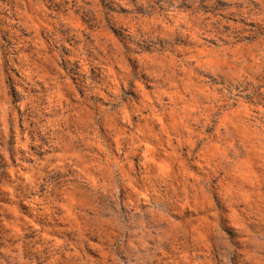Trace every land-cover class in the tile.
Listing matches in <instances>:
<instances>
[{
    "label": "rangeland",
    "instance_id": "rangeland-1",
    "mask_svg": "<svg viewBox=\"0 0 264 264\" xmlns=\"http://www.w3.org/2000/svg\"><path fill=\"white\" fill-rule=\"evenodd\" d=\"M0 264H264V0H0Z\"/></svg>",
    "mask_w": 264,
    "mask_h": 264
}]
</instances>
